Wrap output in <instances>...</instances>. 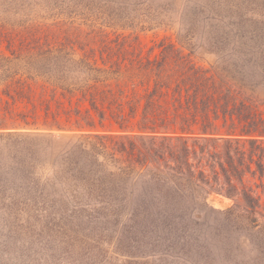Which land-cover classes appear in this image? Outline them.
<instances>
[{
    "label": "trees",
    "instance_id": "trees-1",
    "mask_svg": "<svg viewBox=\"0 0 264 264\" xmlns=\"http://www.w3.org/2000/svg\"><path fill=\"white\" fill-rule=\"evenodd\" d=\"M1 1L0 132L23 138L28 166L60 173L52 182L77 193L76 209L128 218L169 245L198 244L204 225L228 243L263 230L264 21L254 0ZM64 15L72 34L58 27ZM161 27L178 40L159 37L144 52L138 32ZM194 39L219 61L197 63L183 44ZM214 196L233 204L217 210Z\"/></svg>",
    "mask_w": 264,
    "mask_h": 264
},
{
    "label": "rangeland",
    "instance_id": "rangeland-1",
    "mask_svg": "<svg viewBox=\"0 0 264 264\" xmlns=\"http://www.w3.org/2000/svg\"><path fill=\"white\" fill-rule=\"evenodd\" d=\"M36 1L52 4L55 0ZM74 2L81 4V0H72L73 5ZM254 3L264 21V0ZM6 6L0 0V10ZM69 10L75 22L74 8ZM171 15L176 18L174 13ZM59 19L62 21L58 27L71 34L76 31L67 15ZM106 31L115 37L112 28ZM131 31L135 30L126 29V33ZM138 33L146 53L159 37L175 33L173 37L177 39L175 30L163 27ZM183 44L199 64L209 66L219 61L220 54L208 51L200 40ZM259 93L264 99V88ZM28 160L30 154L23 138L0 132V264H264V228H243L228 243L221 236L211 235L204 225L196 232L203 237L198 244L169 245L152 230L131 228L133 222L128 218L86 214L76 209L72 194L77 193L52 182L60 173L28 166ZM232 204L219 196H214L212 202L217 210ZM256 217L264 225V206ZM245 237H251V242Z\"/></svg>",
    "mask_w": 264,
    "mask_h": 264
}]
</instances>
